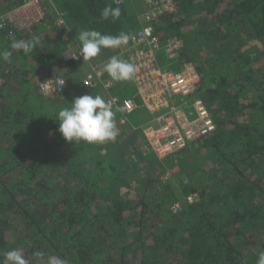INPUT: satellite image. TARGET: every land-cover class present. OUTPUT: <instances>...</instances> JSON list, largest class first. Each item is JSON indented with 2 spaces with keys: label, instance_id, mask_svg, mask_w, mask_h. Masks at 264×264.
Returning a JSON list of instances; mask_svg holds the SVG:
<instances>
[{
  "label": "trees",
  "instance_id": "obj_1",
  "mask_svg": "<svg viewBox=\"0 0 264 264\" xmlns=\"http://www.w3.org/2000/svg\"><path fill=\"white\" fill-rule=\"evenodd\" d=\"M23 1L0 0V15ZM53 3L66 25L57 24L53 5L30 34L0 23V52L15 40L39 38L29 54L13 52L11 64L0 59V261L20 249L32 264H47L50 256L68 264H256L264 250V0H175L176 11L154 22L182 41L179 58L196 64L197 95L218 124L215 133L170 156L179 166L180 192L160 174L119 162L112 151L66 142L55 121L75 92L93 95L78 80L82 63L64 56L80 47V31L130 36L141 28L146 6ZM109 4L120 7L119 19L100 18ZM112 52L102 48L93 61ZM41 70L69 81L53 113L40 110L47 99L38 91ZM140 137L132 140L137 154L154 155Z\"/></svg>",
  "mask_w": 264,
  "mask_h": 264
},
{
  "label": "built area",
  "instance_id": "obj_2",
  "mask_svg": "<svg viewBox=\"0 0 264 264\" xmlns=\"http://www.w3.org/2000/svg\"><path fill=\"white\" fill-rule=\"evenodd\" d=\"M125 1L114 0L117 4ZM145 3L146 9L139 14L141 28L129 36L126 45L112 48L117 57L123 58L127 52V62L135 65L136 72L131 81H113L103 70L108 62L106 59L102 62L87 61V64L82 58L74 59L79 55L80 47L68 49L64 56L82 63L84 88L94 96L101 92L99 95L112 104L116 124L131 126L129 129L144 137L146 147L161 159L215 133L218 124L204 99L197 95L202 75L196 64L179 58L182 41L167 37L155 26L158 17L176 11L175 0H145ZM50 5L56 11L57 24L66 25L64 12L55 6L53 0H24L1 13L0 23H9L18 31L30 34L36 24L45 20ZM163 41L166 64L157 53ZM129 84L136 86V93L124 96L121 91ZM38 86L45 95L64 93L69 81L63 75H51L40 81ZM139 107L147 109L151 115L140 125L130 119Z\"/></svg>",
  "mask_w": 264,
  "mask_h": 264
},
{
  "label": "clouds",
  "instance_id": "obj_3",
  "mask_svg": "<svg viewBox=\"0 0 264 264\" xmlns=\"http://www.w3.org/2000/svg\"><path fill=\"white\" fill-rule=\"evenodd\" d=\"M120 15V7L113 8L109 4L101 10L100 18L116 20ZM129 39V35L124 32L109 35L97 30H81L78 37L80 53L74 59L82 58L83 62L91 61L98 56L102 48H119L126 45ZM37 44H39V38L35 36L31 39L15 40L11 43L10 50L5 49L0 52V59L11 64L13 52L22 50L24 54H29ZM103 70L113 81L119 82L132 80L136 67L117 56H112L104 65ZM70 105V107L59 110L55 119L59 125L57 131L66 142L76 144L83 141L89 144H103L114 140L119 134L112 104L100 95L78 96ZM40 255V252L33 253L34 257ZM0 264H32V262L24 257L20 249H12L3 253V260ZM47 264H68V261L59 256H50ZM256 264H264V250L258 253Z\"/></svg>",
  "mask_w": 264,
  "mask_h": 264
},
{
  "label": "rangeland",
  "instance_id": "obj_4",
  "mask_svg": "<svg viewBox=\"0 0 264 264\" xmlns=\"http://www.w3.org/2000/svg\"><path fill=\"white\" fill-rule=\"evenodd\" d=\"M138 4H139L140 7L146 6L145 0H138ZM72 48L73 49H78V46H75V47H72ZM157 53L163 59L164 64H166L165 41L162 42V47H161V49H159L157 51ZM121 59L125 60V61H128V53L125 52L124 55H123V58H121ZM44 71L45 70H41V72H39V77H41L42 80L47 75V74L43 73ZM1 74L2 73H0V85L2 84V82L4 80V76L1 75ZM56 75H62V74H56ZM75 75H77V73ZM49 76H51V75H49ZM79 77L80 78L78 80L80 82V81H82V79H81L82 78V73H79ZM129 81H131V80H129ZM36 90H37V88H36ZM38 91L41 94V96H43L45 99L47 98L45 100V104H43L41 109H40L43 113H49V111H51L53 113V111H52L53 107H56V105H59L58 103H55L56 102V98L58 99L57 101H60L61 98H63L64 96L68 95V93H69V91H66L67 93L64 92V93H66L65 95H62V93H61L62 97L61 96L55 97L54 98L55 100H51L50 101V99L48 98L49 95H45L42 92V90L39 89V87H38ZM123 92L125 94L134 95L136 93V86L133 85V84H129V86L127 88H125L123 90ZM78 96H79L78 93L75 92L73 94V96H72V99H74L75 97H78ZM66 99L67 98H65L64 100H66ZM60 104H61V102H60ZM59 108H60V105H59ZM133 115L136 117V119H134V121L138 125L144 123L147 120V118H148V112L143 107L140 108L139 110H137ZM126 131H128V129ZM134 137H140V134L137 135L136 131H132L130 133H124V135H117V137L114 140L105 142L103 144H93L91 151H93V149L95 147H96L95 149H97V151H100V152H101V149H103V151L105 149L108 153L110 151H112L117 156L116 158L118 159L119 162H126V164H131V166H135V169H139V168L142 169V170L146 169L147 171H149L151 173V175H152V173L153 174L155 173L156 175L160 174V177L164 181L172 183L175 186V188L177 189V191L180 192V185L178 184V180H177V177H176V173L179 170V166L175 162L174 158L172 159L170 156H168L166 158L164 157V158L159 159L154 154L155 157L162 162L161 166L160 165H154V163H153V161L151 159L152 156L154 157L153 154L152 155H149V154L148 155H142V154L139 155V154H137L136 148H135V144L133 145V142H132V140H134V142H135ZM140 138L145 140L144 137H140ZM136 140H137V138H136ZM124 145H128L130 147V149L128 151H123L122 147ZM95 149H94V151H95ZM122 152H124V153L122 154ZM126 154H129V155L126 156ZM124 155L126 157H123ZM155 166L157 167V169L153 170L152 168L155 167ZM118 172L115 173L113 175V177H116V175L120 174L121 170H119ZM123 173H124V170H122V174ZM143 174H145V173H143ZM108 178L110 179V176ZM128 189L129 188H125L124 190L128 191ZM132 193H133V191L130 192V193L127 192V194H129V195L132 194ZM190 195L191 196L189 197V199L191 201H193L197 197L195 194H190ZM178 205L181 206V204L177 203L176 206L179 207Z\"/></svg>",
  "mask_w": 264,
  "mask_h": 264
},
{
  "label": "crops",
  "instance_id": "obj_5",
  "mask_svg": "<svg viewBox=\"0 0 264 264\" xmlns=\"http://www.w3.org/2000/svg\"><path fill=\"white\" fill-rule=\"evenodd\" d=\"M111 56H114V52H112L110 55H108V56H106V60L108 61L109 60V58L111 57ZM120 59L122 58V57H119ZM104 59V60H105ZM140 108H142V107H139L137 110H139ZM136 110V111H137ZM147 110V109H146ZM147 112H148V118H147V120L145 121V122H147L150 118H151V115H150V113H149V111L147 110ZM130 119H131V121L133 122V123H135V121H134V119H136V117L134 116V115H131V117H130ZM144 122V123H145ZM136 124V123H135ZM117 125V128H118V130H119V134L118 135H124V133H130V132H132V130L131 129H129L131 126H119L118 124H116ZM128 129V131H126ZM130 131V132H129ZM136 134L137 135H139V133H137L136 132Z\"/></svg>",
  "mask_w": 264,
  "mask_h": 264
}]
</instances>
